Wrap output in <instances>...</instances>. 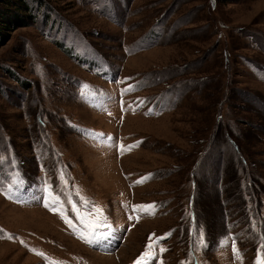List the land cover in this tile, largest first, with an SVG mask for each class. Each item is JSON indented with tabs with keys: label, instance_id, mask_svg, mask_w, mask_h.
Here are the masks:
<instances>
[{
	"label": "rangeland",
	"instance_id": "1",
	"mask_svg": "<svg viewBox=\"0 0 264 264\" xmlns=\"http://www.w3.org/2000/svg\"><path fill=\"white\" fill-rule=\"evenodd\" d=\"M17 2L0 0V155L22 174L25 202L0 194V264H135L150 238L151 264H241L225 237L254 264L264 233V0ZM11 171L0 165V180ZM45 181L74 225L78 186L113 234L98 245L78 239L44 207Z\"/></svg>",
	"mask_w": 264,
	"mask_h": 264
},
{
	"label": "snow or ice",
	"instance_id": "2",
	"mask_svg": "<svg viewBox=\"0 0 264 264\" xmlns=\"http://www.w3.org/2000/svg\"><path fill=\"white\" fill-rule=\"evenodd\" d=\"M133 90L132 86L123 89L124 93ZM100 137H104L103 133H93V138L97 139ZM106 140L109 142V146H115L114 139L111 136L106 137ZM137 145H120L119 151L123 153L124 151H131L132 148L137 147ZM5 162H8L10 167L13 169L9 173L7 182L4 180H0V194L5 195L7 199L15 200L16 202H25L20 199V193L23 189L24 179L22 174L15 170L16 165L13 160L9 157L0 155V165H3ZM61 182L65 185V189L68 188V181L66 177H64L63 173L60 176ZM147 179V178H144ZM144 179L137 181L136 183H143ZM43 191L45 193L43 197L44 207L49 208L53 212H58L62 219H64L65 223L73 228L74 233L77 234V238L83 240L85 243L90 245H98L101 241L108 239L113 234V225L107 215L104 213V209L102 206L96 204L94 201H91L89 198L84 197L81 194V190L78 186L73 187V191L75 192V196L78 198V204L71 197L68 200V203L71 204V211L75 213L76 220L79 221V227L72 223L65 213V205L60 194L55 192L53 186L49 184L48 181H45ZM67 195L68 193L65 192ZM127 207V205H125ZM156 207L155 205H135L132 208L134 213L146 212L150 208ZM138 217L129 216V219H134ZM253 229L257 227L256 223L253 221L252 224ZM2 233V230H0ZM2 238V237H0ZM7 238L11 239V236ZM159 239H164L161 237ZM232 241V248L234 257L238 260L243 261V256L240 253L239 249L236 247L235 239L231 237H225L221 240V244L223 246H227L229 240ZM204 243V234L203 230L200 229L198 232V246H202ZM155 244L152 242L151 238L146 246V250L141 256L135 261V264H151V261L155 258ZM35 251V250H33ZM160 252L165 251V249L161 248ZM38 255L43 256V253H36ZM49 264H53V262H49ZM55 264H62V262H55ZM182 264H191V261L182 262ZM254 264H264V233L260 235L259 246L257 249V258L254 261Z\"/></svg>",
	"mask_w": 264,
	"mask_h": 264
},
{
	"label": "trees",
	"instance_id": "3",
	"mask_svg": "<svg viewBox=\"0 0 264 264\" xmlns=\"http://www.w3.org/2000/svg\"><path fill=\"white\" fill-rule=\"evenodd\" d=\"M25 2H26V0H23V1L21 0V2H17V5H16V4H15V5H16L17 7L22 8V9H29V8L27 7V5H26ZM27 13H28L27 11H24V14H23V15L25 16V18H26V17H29V15H28ZM32 17H33V16H32ZM26 21H27V20H26ZM29 21H30V20H28V22H29ZM28 22H27V23H28ZM23 23H24V20H21L19 24H23ZM4 27H6V25H5ZM7 27H8V25H7Z\"/></svg>",
	"mask_w": 264,
	"mask_h": 264
},
{
	"label": "bare ground",
	"instance_id": "4",
	"mask_svg": "<svg viewBox=\"0 0 264 264\" xmlns=\"http://www.w3.org/2000/svg\"><path fill=\"white\" fill-rule=\"evenodd\" d=\"M51 217V216H50Z\"/></svg>",
	"mask_w": 264,
	"mask_h": 264
}]
</instances>
